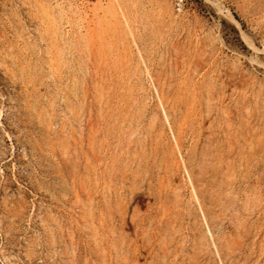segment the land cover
Segmentation results:
<instances>
[{
	"label": "rangeland",
	"instance_id": "374dc122",
	"mask_svg": "<svg viewBox=\"0 0 264 264\" xmlns=\"http://www.w3.org/2000/svg\"><path fill=\"white\" fill-rule=\"evenodd\" d=\"M0 264H264V0H0Z\"/></svg>",
	"mask_w": 264,
	"mask_h": 264
}]
</instances>
